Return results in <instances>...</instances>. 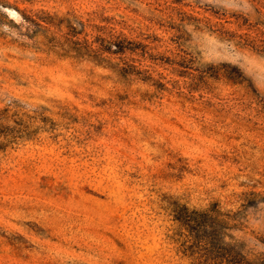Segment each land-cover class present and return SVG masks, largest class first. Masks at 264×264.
Here are the masks:
<instances>
[{"label":"rangeland","instance_id":"1","mask_svg":"<svg viewBox=\"0 0 264 264\" xmlns=\"http://www.w3.org/2000/svg\"><path fill=\"white\" fill-rule=\"evenodd\" d=\"M214 204L264 255V0H0V264H194Z\"/></svg>","mask_w":264,"mask_h":264},{"label":"trees","instance_id":"2","mask_svg":"<svg viewBox=\"0 0 264 264\" xmlns=\"http://www.w3.org/2000/svg\"><path fill=\"white\" fill-rule=\"evenodd\" d=\"M175 220L183 231L182 244L198 250L194 264H264L262 253L248 250L245 241L229 233L239 226L237 213L221 212L214 204L206 211L183 208Z\"/></svg>","mask_w":264,"mask_h":264}]
</instances>
